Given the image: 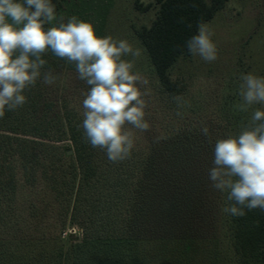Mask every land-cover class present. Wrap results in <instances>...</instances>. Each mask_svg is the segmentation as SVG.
<instances>
[{
    "label": "trees",
    "instance_id": "trees-1",
    "mask_svg": "<svg viewBox=\"0 0 264 264\" xmlns=\"http://www.w3.org/2000/svg\"><path fill=\"white\" fill-rule=\"evenodd\" d=\"M63 1L52 0L56 13ZM228 1L156 0V19L135 33L162 93L182 92L172 69L191 56L186 43L197 22L211 21ZM43 58L47 72L53 62L48 54ZM42 80L26 90L23 107L0 119V264H187L186 251L161 248L148 218L161 176L170 172L157 162L179 160L184 141L157 139L149 150L133 148L131 158L113 163L87 141L83 116L50 94ZM20 178L42 187L25 212L19 208ZM229 204L223 192L221 208ZM244 211L241 217L223 212L228 251L221 264H264V210ZM68 225L82 236L64 235Z\"/></svg>",
    "mask_w": 264,
    "mask_h": 264
},
{
    "label": "rangeland",
    "instance_id": "rangeland-1",
    "mask_svg": "<svg viewBox=\"0 0 264 264\" xmlns=\"http://www.w3.org/2000/svg\"><path fill=\"white\" fill-rule=\"evenodd\" d=\"M141 8L151 6L148 11ZM156 0H64L57 16L64 21L73 15L93 23L98 36L124 39L141 55L135 58L134 71L149 83L150 96L146 119L151 130L134 132L135 147L149 150L157 139L181 138L179 160H158L160 170L170 172L162 176V190L154 193L150 234L162 241L165 251H186L187 264H221V255L228 251L223 225L221 200L223 193L211 187L208 171L213 166V148L217 139L238 135L249 123L256 104L241 111L239 85L242 75L264 76V0H229L225 8L207 24L214 32L218 59L206 62L199 56L181 59L171 71L174 80L184 89L174 97L161 92L149 57L136 29L150 27L159 12ZM51 25H48L50 27ZM53 62L50 69L57 76L52 85L45 84L50 94L67 102L83 116V93L88 86L78 78L75 65L48 53ZM125 59H133L131 56ZM43 81V80H42ZM180 113L177 115V113ZM207 126L212 144L201 134ZM20 177V176H19ZM19 208L25 212L31 202H37L41 187L24 185L20 178ZM167 199V206L163 198ZM82 236L77 226L68 225L64 235ZM178 264V263H174Z\"/></svg>",
    "mask_w": 264,
    "mask_h": 264
},
{
    "label": "clouds",
    "instance_id": "clouds-1",
    "mask_svg": "<svg viewBox=\"0 0 264 264\" xmlns=\"http://www.w3.org/2000/svg\"><path fill=\"white\" fill-rule=\"evenodd\" d=\"M213 36L209 25L198 21L196 34L186 43L188 52L206 62L216 61ZM48 53L74 64L78 78L88 86L81 127L89 144L103 150L113 163L131 158L135 147L131 129L151 130L146 119L149 81L134 71L141 51L127 40L98 36L93 23L75 15L65 22L52 0H0V119L6 111L23 107L26 90L41 78L48 85L56 82L51 70L42 71ZM128 56L133 59H125ZM240 79L239 109L264 106V76L248 73ZM174 99L179 102L181 97ZM201 134L213 143L207 126ZM213 155L208 171L211 187L227 192L230 202L222 211L241 217L245 208L264 210V110H255L238 135L217 139Z\"/></svg>",
    "mask_w": 264,
    "mask_h": 264
},
{
    "label": "water",
    "instance_id": "water-1",
    "mask_svg": "<svg viewBox=\"0 0 264 264\" xmlns=\"http://www.w3.org/2000/svg\"><path fill=\"white\" fill-rule=\"evenodd\" d=\"M69 153H71V151H69Z\"/></svg>",
    "mask_w": 264,
    "mask_h": 264
}]
</instances>
